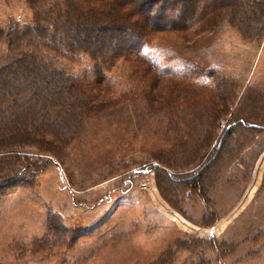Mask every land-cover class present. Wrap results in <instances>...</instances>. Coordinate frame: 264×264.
<instances>
[{"label": "rangeland", "instance_id": "obj_1", "mask_svg": "<svg viewBox=\"0 0 264 264\" xmlns=\"http://www.w3.org/2000/svg\"><path fill=\"white\" fill-rule=\"evenodd\" d=\"M34 19L27 0H0V27ZM7 45L0 40V69L19 56ZM64 62L76 84L95 76L85 54ZM103 74L97 108L65 135L67 146L45 134L35 137L40 151L0 152L8 154L0 184L25 169L0 189V264H264V0L217 7ZM29 99L7 101L8 111L17 104L7 122ZM184 108L212 112L215 122L198 133L201 122L178 116ZM58 110L41 114L40 127L66 120ZM221 137L222 152L199 181L166 175L191 176ZM146 177L151 186L141 191ZM169 209L201 228L235 216L207 237L186 231Z\"/></svg>", "mask_w": 264, "mask_h": 264}, {"label": "trees", "instance_id": "obj_2", "mask_svg": "<svg viewBox=\"0 0 264 264\" xmlns=\"http://www.w3.org/2000/svg\"><path fill=\"white\" fill-rule=\"evenodd\" d=\"M235 1L27 0L35 16L33 25L22 28L16 25L0 27V40L7 41L9 50L19 51L17 59L0 69V125L14 124V127L0 128V152L11 154L25 147L40 151L41 140L35 137L45 134L58 137L54 141L60 140L61 147L67 146L65 135L77 130L80 121L97 108L93 98L99 91L97 83L104 77V71L112 68L120 59L140 54L157 35L185 31L217 7L230 6ZM256 16V12L252 13L248 19ZM81 54L89 56L95 66V76L86 85L76 84L78 78L67 73L65 67L58 66L64 61L77 60ZM24 94L30 95L24 104L26 109L19 113L18 110L13 112L17 114L12 118V123L7 122L10 119L7 113H11L17 104L11 106L9 111L10 107L5 104ZM54 109L58 113V109L62 110V117L65 116L66 120L62 118V121H53L40 127L36 119L41 114L56 116V113L51 114ZM211 113L196 117L184 108L178 116L201 122L195 129L201 133L202 125L214 124L215 115ZM17 119L20 121L14 123ZM240 123V120L231 122L224 129V136L229 135ZM8 129H12V133L6 134ZM220 139L216 151L192 171H188L193 173L191 176L176 179L169 173L166 175L177 183L192 177L199 181L206 168L220 156L222 137ZM24 170L12 179L3 181L0 189L17 183ZM3 178L0 177V180Z\"/></svg>", "mask_w": 264, "mask_h": 264}, {"label": "built area", "instance_id": "obj_3", "mask_svg": "<svg viewBox=\"0 0 264 264\" xmlns=\"http://www.w3.org/2000/svg\"><path fill=\"white\" fill-rule=\"evenodd\" d=\"M222 127H223V125H222ZM150 186H151L150 179L148 177H146L144 180H142L139 183L138 189L141 191H148ZM153 190H155V189H153ZM170 213H171L170 216L172 217V219L174 221H176L179 225H181L186 231H192L194 233L197 232V234L206 233L207 237L215 236L216 234H218L220 232L219 231L218 233H216L214 231V229L217 228V226H214L211 228H201L199 226H196L195 224H193L192 222L187 220L185 217L180 215L175 210H170Z\"/></svg>", "mask_w": 264, "mask_h": 264}, {"label": "bare ground", "instance_id": "obj_4", "mask_svg": "<svg viewBox=\"0 0 264 264\" xmlns=\"http://www.w3.org/2000/svg\"><path fill=\"white\" fill-rule=\"evenodd\" d=\"M234 214H232V216H229L228 218H225L224 220H222L218 225H217V228H215L214 229V231L216 232V233H218L219 231H222V230H220L219 228H220V226H221V224H224V223H226L225 225H227L230 221H231V219H232V217H234L233 216ZM226 227V226H225Z\"/></svg>", "mask_w": 264, "mask_h": 264}]
</instances>
